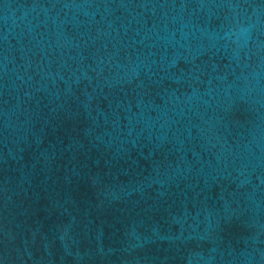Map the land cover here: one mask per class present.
Returning a JSON list of instances; mask_svg holds the SVG:
<instances>
[{"label": "water", "instance_id": "1", "mask_svg": "<svg viewBox=\"0 0 264 264\" xmlns=\"http://www.w3.org/2000/svg\"><path fill=\"white\" fill-rule=\"evenodd\" d=\"M0 264H264V0H0Z\"/></svg>", "mask_w": 264, "mask_h": 264}]
</instances>
